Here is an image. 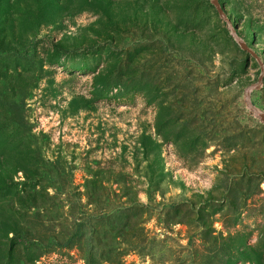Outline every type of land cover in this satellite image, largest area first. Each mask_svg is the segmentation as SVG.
<instances>
[{"label": "rangeland", "instance_id": "rangeland-1", "mask_svg": "<svg viewBox=\"0 0 264 264\" xmlns=\"http://www.w3.org/2000/svg\"><path fill=\"white\" fill-rule=\"evenodd\" d=\"M215 1L264 64V0H0V264H264L262 71Z\"/></svg>", "mask_w": 264, "mask_h": 264}, {"label": "water", "instance_id": "water-1", "mask_svg": "<svg viewBox=\"0 0 264 264\" xmlns=\"http://www.w3.org/2000/svg\"><path fill=\"white\" fill-rule=\"evenodd\" d=\"M214 5L219 13V15L221 16V18L228 24V28L231 32V35L233 36V38L238 42V44L246 51L251 52L255 58L258 60L260 66H261V76L259 78L258 83H256L255 85H252L246 92V102L247 105L249 106V108L251 109V111L261 120L264 122V113L261 112L259 109H257L251 99V93L253 90L258 89L261 87L263 80H264V64L261 62V60L257 57V55H255L251 50H249V48L247 47V45L243 42L240 41L239 36L237 35L234 27L231 24V21L227 18L225 12L223 11L222 7L220 6V4L215 1Z\"/></svg>", "mask_w": 264, "mask_h": 264}]
</instances>
